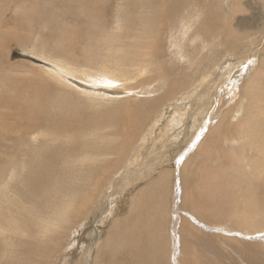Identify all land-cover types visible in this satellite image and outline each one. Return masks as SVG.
Wrapping results in <instances>:
<instances>
[{"label": "rangeland", "instance_id": "obj_1", "mask_svg": "<svg viewBox=\"0 0 264 264\" xmlns=\"http://www.w3.org/2000/svg\"><path fill=\"white\" fill-rule=\"evenodd\" d=\"M45 1L46 3L48 2L47 5H41L38 8L39 11L43 13V19H41L42 21L40 22L41 24H39V26L36 25L32 31H23L22 34L17 28L19 22L17 20L19 19L18 13L28 9L24 4V0H0V12H2L0 13V41L2 39L0 42V51H2L0 52V60L4 59L0 63L2 65L3 62H6V65H0V137H2L3 134L13 135V132L10 129L15 125L14 123L19 124L21 120L22 122L27 120V116L25 115L27 107L31 105L33 100L38 99L37 96L41 84L37 81L47 77L48 79L45 78V80L48 81L47 83H51L55 92L54 90H50L49 93L45 92V95H48L50 98V103L46 104L45 108L49 111L52 110L54 112L52 114L54 115L58 113L56 116L59 117H57V121L52 123L48 131L40 129L39 131L43 130V132L39 133L45 134L46 132H49L53 136L57 134L56 136H58L59 139H62V142L65 144L62 145L63 147L57 144L61 147L58 148L56 145L54 147L57 149L50 152L52 155L50 162L53 164V168H56V171L54 170L55 174H53V176L51 175L53 178L48 176L39 182L38 185L40 186H37L36 189L39 190L40 188L41 191L34 189L33 191H35V194H32L33 191H29V193L24 188L20 192V196H22V200H28L34 196L36 206L33 208H35V212H40L45 205L47 211L45 216L47 220H51L54 209L60 207L61 204L72 203L69 212L73 213V211H76L79 213L80 221L77 223L74 222L75 224H69L59 235L57 233L52 234L53 237L49 238L42 246L39 245V242H43V238L39 236L32 237L34 240L31 242L29 239H23L20 235H17V237L10 239L11 241L13 240V244L11 242L8 243L12 244L15 247V250H24L29 254L32 264H39L40 260L45 261V264H76L80 259L82 264H91L93 261L87 262V256L90 258V256H94V253L97 251L104 253L102 254L105 256L106 261L111 258L115 264H264V242L259 241L260 239H264V230L247 235L246 237L251 236V239H256L252 242H243V240L239 239V241H235L232 237H227V235L223 233H226V229L222 231V229L215 228V231L211 233L198 225L196 219H194V216L197 213V216L202 218V222L223 223L226 224L227 227L234 229L238 226L235 225V222L233 221H238L244 218L241 217V215H243L247 218L245 224H247V222H256L260 224L257 228L264 227V208H261L264 207V200L261 199L262 195L260 194V200L257 201L250 190L254 183L259 187L260 184L264 182V148L258 150L256 153L254 149H252V151L250 150V146L247 144L249 142L248 139H245V142H241V144H245L244 148H241L240 145L236 147L237 144H232L230 142H228V144H223L221 138L218 137L214 139L215 142L213 149L207 150L205 148V146H207V144H205L206 141L200 147L201 141L210 127L209 123L213 122L219 115L220 111L224 110L227 103L232 100V92L236 89L235 84H239L243 81V87H245V83L253 70L252 68L257 67L258 65V62H255L253 66L252 61L249 64V60H246L245 58L247 56L246 54H250L252 50L255 49V46H257V42H255L258 39L257 36L253 34L246 38L245 35L240 36V32L233 26V24H238L237 21L240 18V15L247 14V11L241 13L237 10V12L234 13L231 9L232 4H235L233 0H201V2L204 3L203 9L198 12V20L196 19L197 22L195 21L194 23V29H191V32H188L187 34L185 33L186 36H190L191 38H186L183 33L185 32L186 27L183 23H186L190 19L192 7L189 8V5H191V0H188L190 2L180 0L166 8L167 10H171H169V12L172 15L168 12L167 17L165 18L166 20L168 19V21H165L162 26L163 30L160 33L161 36L159 35L158 38L159 45H157L155 49V57L160 59L157 63H161V66L157 67L155 63L149 61L143 64L146 67L145 71L152 70V72L148 74L149 76H154L161 72L164 74V78L159 77L153 82H150L149 85L143 84L135 88L130 85L133 83L125 85L118 84L113 86L114 88L111 87L112 90L114 89V94H112L111 97L114 100L119 99V101L112 100L110 101L111 105L110 102H104L101 108L105 110H100L101 112L99 111L98 113L103 114L107 119H109L110 116H114L117 120L121 119L122 124L124 123L122 127L121 123H119L121 131L125 132L119 134V142L127 145L125 151L126 155L124 154L121 158L117 159L115 165H113L111 161H109L110 163H107V160L106 164L108 165L105 164L106 166H103L102 168L99 166V169H97L100 163H95L92 169L97 170L93 178L89 176L87 171L83 170V176L88 179L83 180L81 183L77 181L81 180L80 178L75 180V178L70 179L67 177L69 170L72 169V167L64 168L67 157L72 154L71 152L73 151V148H76V151L74 152L77 153L84 151H90V153H93L101 143H98L95 140V147L93 143L90 142L93 138H96V134L90 132L91 130H88L91 128L77 130L75 127L72 128L70 121L68 122L69 124L66 123L68 121L67 119L59 120V118L67 117L69 114H67L65 109L61 110L59 107L55 106L53 100L56 99V95L67 96L69 100L67 97H65V99L70 101V104L73 106H79L86 113H89V111L94 112V110L91 109L89 102L86 101V96L81 93V91H91V85L82 80H75L72 78L75 84H72L74 88L72 87V89H70L66 86L63 87V85L60 86L61 84H58V82L54 81L45 73L47 69H50L47 59L49 57L53 58L54 53L59 52L55 46H52V44L53 42L57 43L59 40L58 34L60 30L64 29V25L66 24L73 25L74 21L77 22V18L81 13L78 11V6H75L73 2L74 0ZM252 2L253 0H241L240 4L243 8H246L245 5H253ZM111 3L112 8L108 7L107 9V12H109L107 13L108 19L110 20L111 18V24H113L112 16H114V19L116 18L115 23L120 20L122 24H125L128 32L133 31L132 28L137 24V8H135L134 5H129L130 1L122 2V0H111ZM122 3L127 4V6H123L119 10L116 9V7ZM229 3H231V6ZM17 6L18 12L13 13L14 8ZM115 10H117L115 13L116 15H111L113 14L112 11L115 12ZM172 10H175V12ZM128 15H131V17H128ZM176 15L181 17L183 23L176 18ZM229 15L235 17H233L234 19H232L230 23L231 27L228 36L232 41H235L234 46L237 44V47L232 49L234 53L226 55V46L221 43V40L226 37V33L223 32L219 26H225L227 22L225 19H227L226 17H229ZM170 20L171 22H169ZM16 21L17 23H15ZM239 25L241 26V24ZM82 26L79 25V33L77 32L79 40L76 42V48H78L76 51L78 53L77 56L82 52L84 57L80 60L82 55H79L77 59L84 64L87 60L84 61L87 54L85 51L88 52L91 46H98L99 56L100 54L103 56L106 49H104V41L97 36L92 37L93 33L91 34L86 28L89 26L88 24ZM183 27L184 29H182ZM35 31L37 32L35 33ZM172 32L174 34H172ZM180 33L182 34L180 35ZM176 34L178 35L176 36ZM15 35L24 36L25 39L33 41V43L36 44L35 47L32 46V48H27L15 43L13 41L15 40ZM3 36L5 37L2 38ZM49 36L51 37L48 38ZM241 37H244V44H241V42H243L240 40ZM9 38L10 41H8ZM84 38H86V40H84ZM132 38L133 36L129 39ZM179 38L182 41H187L188 39V42H190H182ZM43 40H45V43L43 44L44 49L41 50L37 44L41 41L44 42ZM177 40H179V42ZM236 40H240V42H237ZM62 41L63 40L59 42ZM89 41L93 43H90ZM172 41L175 42V47H171ZM46 42L48 43L47 46ZM201 43L202 45H200ZM7 44L8 46H6ZM86 47H88V49L84 50ZM182 52H184L183 58H180L179 56ZM262 52L263 49L261 50V53ZM239 62L240 64H238ZM244 64H248V70L244 67ZM16 67L19 69L17 70ZM20 67L21 69L27 68V71L26 69L22 71ZM44 69L46 70L44 71ZM228 70H232V73ZM31 71H33V74ZM37 73L40 74L36 75ZM13 75L14 77L12 78ZM25 75L27 77L29 75L30 78H26L28 81L23 80V78L26 77ZM15 77H18L17 82ZM141 77L142 76H139V78ZM19 78L21 81H19ZM32 78L33 80H31ZM23 81L24 84L22 83ZM158 81H160V83H157ZM232 83L234 84V87L231 86ZM22 85L26 86L23 87ZM128 86L134 88V91H129V89L126 88ZM58 88L60 89L58 90ZM77 89L79 90V94L78 91H75ZM71 90H74L75 92L73 91L72 93ZM74 93H76V95H74ZM257 93L258 96L255 98L256 101L253 103H260V106H264V75L259 79ZM219 94L221 97L218 96ZM15 99H18L19 101ZM60 99L61 98H58V101L62 102ZM23 102L27 105L26 107ZM70 104H67L69 110H71ZM54 106V109L56 110L52 109ZM143 107L144 109H142ZM125 111L127 113H125ZM217 111L219 112L217 113ZM141 112L144 116L140 114ZM212 113L216 114L211 115ZM259 113V117L264 116V109H262V111L260 110ZM17 119L20 121L18 122ZM253 120H255V117H253ZM48 122L50 124V120L47 122L45 121L43 126L47 124V127H49ZM58 123H60V125H58ZM251 124L249 125L251 130H257L256 134L261 132L262 127H260L261 125L258 122H251ZM87 131H89V134ZM101 131L106 133V129L105 131ZM85 135L89 136L85 137ZM81 139L84 140L82 141ZM88 139L90 141H88ZM82 142L83 144H81ZM40 143L41 142L39 141V144ZM0 144L2 145L1 141ZM115 146L116 145H114V147ZM23 147L24 145H20L19 149H24ZM262 147L263 146L260 148ZM232 149H235V152L233 151V153H230ZM262 150L263 152L260 153ZM12 159L13 156L3 163V169L13 166L10 162ZM179 159L186 167L185 175L179 176L178 174L177 161ZM204 168H207L208 172L209 169L213 172H209L205 175ZM62 173H64L63 177L65 175V179L69 178V180L66 179L69 184H67L63 177L62 178L65 181L62 182V178L59 179L62 176ZM162 176H164V182L169 185L163 184L161 186L163 189H160V184H158V188H155L156 190L152 188V190H149V188L148 193L144 196V202L140 201L142 206L139 204L140 206H137L132 210L131 203L135 195L139 194L140 190L144 187H148L151 182H156V179L158 181ZM103 177L108 181L103 183ZM178 177L180 179H178ZM55 178H57L56 181H60L56 182L54 180ZM165 178L170 181L167 182ZM89 179L91 182L88 181ZM50 180H54V182L52 181L54 185L50 184ZM176 181L177 183H180V181L182 182L181 185H178L177 192V194L181 192V201L177 204H179V214L182 217V221L178 227H175V229L177 228L176 234L178 236L177 245L179 251L176 250V252H174L175 247L173 245L171 234H173L172 227L174 225V223L172 224V219L173 214L175 213L173 210L175 204L174 201H176L174 195V192L177 191ZM60 183L62 185L65 184L62 187H68V190L65 188L63 189ZM114 183H116L113 185L114 187L112 185L109 186V184ZM79 185H81V189L79 188ZM41 187L45 188L41 189ZM71 188H77L75 190L76 194L73 189V191L71 190V193L69 192V189ZM106 188H108V191L110 192H106ZM118 190L121 191L119 192ZM72 193L75 194V197L72 196ZM77 194H80L79 197ZM104 194L105 197L101 199ZM28 195H31V197L28 198ZM86 196L89 201L86 199ZM99 200L102 202H99ZM37 201L39 203L38 205ZM47 208L51 210H48ZM50 212H52V214ZM150 214L151 217L149 216ZM152 216L153 219H151ZM198 219L200 220V218ZM154 220L156 221L155 223ZM114 221L119 222L118 225L120 227L121 224V228L111 229L115 224ZM26 222H28V219ZM180 226H182L183 229H181ZM197 226H199V229ZM249 229L254 230L251 227H249ZM111 230L112 233H110V238L112 240L109 238L111 243L108 245L105 242H107L108 239L107 232H110ZM63 235L65 236V239ZM57 238H59L61 242V247L55 249L52 242H57ZM8 240L9 238L5 240V242ZM24 240H27V242ZM130 242L136 243L131 245ZM98 244L100 245L102 252L97 248ZM129 245L131 246L129 247ZM111 246H116L114 247L116 251L111 250ZM229 247L233 250L229 249ZM41 249L43 250V255L40 257L39 254L41 253L39 252ZM52 250L54 251L52 252ZM173 252L175 253L174 255ZM49 253H51L52 256H50ZM7 254V256H2L4 258L1 259L2 261H0V264H8V260H10L12 253L10 254V252H8Z\"/></svg>", "mask_w": 264, "mask_h": 264}, {"label": "bare ground", "instance_id": "obj_2", "mask_svg": "<svg viewBox=\"0 0 264 264\" xmlns=\"http://www.w3.org/2000/svg\"><path fill=\"white\" fill-rule=\"evenodd\" d=\"M124 1H127V2L130 1L129 5H134V7L137 8V14H136L137 24L134 28H132L133 31H130V32H128V30H126L125 24H122L120 20L117 23H115L116 18L114 19V16H112L113 24H111V18H110V20L108 19L107 13H109V12H107V9H108V7L112 8L111 0H74L73 2L75 4V6H78V11L81 14L77 18V22L74 21L73 25L72 24H66V25H64L65 28L60 30V32L58 34L59 40L57 41V43L53 42V44H52V46H55L59 52L54 53L53 58L49 57L48 58L49 60L47 59L50 69H47V70L44 69V71L46 70L45 73L50 78H52L54 81L58 82V84H61L60 86L63 85V87L66 86V87H69L70 89H72V87H73L72 84L73 85L75 84L74 81L72 80V78H74L75 80L76 79L82 80L83 82H87L88 84L91 85V86L88 85V86H90V89H92L91 91H83V92L81 90L80 91H81V93H83V95L86 96L85 99L87 102H89V105H90L91 109L94 110V112L89 111V113H86L79 106H77V105L73 106L72 104H70V101H68L69 98L67 96H65L68 98V100L65 99V97L61 93L60 94L63 97L56 95V97H55L56 99L53 100L55 103V106L59 107L61 110L65 109L67 111V114H69L67 117L65 116V117L59 118V120L60 119H63V120L67 119L68 121L66 123H68L70 121L72 128L75 127V128H77V130L83 129V128H91L88 130L89 131L91 130L90 132L95 133L96 138H93L91 141L88 139V141L93 143L94 146H95V140L98 143L99 142L101 143V145L98 146L93 153H90V151L89 152L84 151V152L77 153V152H74V151H76V148H73L72 149L73 151L71 152L72 154L68 155L67 161L64 164V166H65L64 168H71L72 167V169L69 170V172L67 171L68 172L67 177H69L70 179L75 178V180L77 178H80L81 180H77V181L81 182V183L83 180L88 179V178L86 179V177L83 176V173H84L83 170L87 171L89 176L91 178H93L95 173H96V170L99 169V166L102 168L103 166L108 165V164H106L107 160H108L107 163L109 161H111L112 164L115 165V162L117 159L121 158L124 154L126 155L125 151H126L127 145H125L122 142H119L120 141V135L119 134L122 132L121 128H119V123H121V127L124 125V123L122 124L121 119L117 120L114 116H110L109 119H107V117H105L103 114L98 113V112L100 110H105V109L101 108V106H103L104 102L109 103L110 101L114 100L111 97L112 94H114V91H113L114 89L112 90L111 87L116 86L118 84L119 85H125V84H129V83H133L130 85L135 88V87H138L139 85L141 86L143 84L149 85L150 82H153L154 80L158 79L159 77H163L164 74L161 72L157 73L154 76H149L148 74L151 73L152 70L151 71H145L146 67L143 64L147 63L149 61V62L155 63V65L157 67L161 66V63H157L160 59H157V57H155V53H156L155 49H156L157 45H159L158 44V41H159L158 38H159L160 33L163 30L162 26L164 25L165 21H168V19L166 20L165 18L167 17V14H168L170 9L167 10L166 8L172 4H175L176 2H179L180 0H122V2H124ZM240 1L241 0H233V2L235 4H232V6H231V3H229L231 6V9L233 10L234 13H236L238 10L241 13L247 11V14H245V15L241 14L240 18L237 21L238 24H233V26L235 28H237V30L240 32V34H241L240 36L245 35V38L251 36V34L257 36L258 39H257V41H255V42H257L256 43L257 46L254 45L255 49L252 50V52L250 53L252 55L246 54L247 56L245 58H246V60L252 61L253 66H254L255 62H258V65H257V67L252 68L253 70L250 73V76L245 83V87H243L244 86L243 81L240 82L239 84H235L236 89L232 92L233 95L231 94L232 100L228 99L231 101H229L227 103V106L225 107L224 110L220 111L219 115L217 114L218 116L216 117V119H214L213 122L209 123L210 117L207 115L209 117L208 123H209L210 127H209L208 131L206 132L205 137L201 141L200 147L206 141L205 144H207V146L204 145L205 148L207 150L213 149L214 148V142H215L214 139L218 137V138H221L223 144H226V143L228 144V142H230L232 144L233 143L237 144L236 147H238L240 145L241 148H244L245 144H241V142L242 141L245 142L244 140L248 139L249 142L247 144H248V146H250V150L252 151V149H254L257 153L258 150H261L264 148V116L259 117V114L261 113V112L259 113V111L260 110L262 111V109H264V106H260L261 105L260 103H257V104L253 103L254 101H256L255 98L258 96L257 86H258L259 79H261V77L264 75L263 74L264 73V0H253V2H252L253 5L247 4V5H245L246 8L242 7V5L240 4ZM185 2H190V1L185 0ZM47 3L45 0H24V4L28 7V9L23 10V12H21V13H18L19 19L17 21H19V22H18L17 28H18L19 32H21L23 34V31L24 32L29 31V30L32 31L36 27V25L39 26V24H41L40 22L42 21L41 19H43V13H41L38 8L41 5L42 6L47 5ZM190 3H191V5H189V8L192 7V10H191V15H190L189 21H187L186 23H183V20L181 19V17L176 15V18L179 19L184 24V26L186 27L185 32H183L185 36L188 32H191V29H194V23H195L196 19L198 20V18H197L198 12H200L204 6V3H202L201 0H191ZM123 6H127V4L122 3L121 5L116 7V9L119 10ZM175 8H176V6H175ZM116 11L117 10H115V12L112 11L113 14H111V15H114L116 13ZM172 11L175 12V10H172ZM16 12H18V6L14 8L13 13H16ZM0 13H2V12H0ZM128 17H131V15H128ZM233 17H235V16H233ZM233 17H231L230 15H229V17L227 16L226 17L227 19H225V21H227L225 26L224 25L219 26V27H221V30L226 33V37L221 40L222 41L221 43H223L226 46V49H225L226 55L234 53L232 51V49L234 47H237V44H236V46H234L235 41H232L228 36V32L230 31V27H231L230 23H231L232 19H234ZM23 20H24V22H23ZM17 21L15 23H17ZM169 22H171V20ZM81 24L82 25L88 24L89 26H87L86 28L88 29V31L91 34L93 33L92 37L97 36V37H99V39L104 41L105 42L104 49H106L104 55L101 56V54H100V56H99L98 46H91L88 52L85 51L87 54H86L84 61L86 59L87 60H86V63H84V64H82V62L77 59V57L79 55H82L80 60L82 59V57H84L82 52H81V54H79L77 56L78 53L76 51L78 49V48H76V42L79 40L78 39V33H79V28H80L79 25L82 26ZM239 24H241L242 27ZM0 27H1V25H0ZM82 27H84V26H82ZM182 29H184V27ZM115 31H117V32H115ZM11 32H13V31H11ZM36 32L37 31H35V33ZM173 32H174V30H173ZM173 32H172V34H174ZM84 33H86V32H84ZM90 33H88V34L91 35ZM181 34L182 33H180V35ZM189 34H191V33H189ZM177 35L178 34H176V36ZM184 35H183V38H184ZM132 36H133V38L129 39ZM4 37L5 36H3L2 38H4ZM14 37H15V40H13V41L15 43H18L22 47L32 48V46L35 47V45H36L35 43H33V41H31L29 39H25L24 36L15 35ZM50 37L51 36H49L48 38H50ZM83 37H85V36H83ZM83 37H81V38H83ZM187 37H190V36H186V38ZM12 38H11V40H12ZM6 39H8V38H6ZM3 40H5V39H3ZM45 40H43L44 42L41 41L39 44H37L41 48V50L44 49L43 44L45 43ZM61 40H63V41L59 42ZM84 40H86V38H84ZM98 40H97V42H98ZM240 40L243 41V42H241V44L245 43L244 37H241ZM240 40H236V41L240 42ZM1 41H2V39H1ZM8 41H10V38ZM174 41H172L171 47H175ZM177 41L179 42V40H177ZM180 41H182V40L180 39ZM89 42L93 43L91 41H89ZM184 42H188V39H187V41H184ZM47 44L48 43L46 42V46H47ZM200 45H202V43ZM6 46H8V44ZM9 46H10V43H9ZM184 46H186V45H184ZM86 49H88V47H86L84 50H86ZM262 49H263V52L261 53ZM0 52H2V51H0ZM183 53L184 52H182L180 54V56H179L180 58H183ZM3 60H0V62H2ZM5 63L3 62L2 65L0 63V65L1 66H3V64L6 65ZM238 64H240V62ZM9 67H10V65H9ZM16 68H17V70L19 69L18 67H16ZM5 69H6V66H5ZM20 69H21V67H20ZM25 69L27 71V68H24V69L22 68L21 70L23 71ZM247 70H248V68H247ZM228 71H231V73H232V70H228ZM36 72H38V71H36ZM31 73L33 74V71H31ZM38 74H40V73H37L36 75H38ZM4 75H5V73H4ZM39 76L42 77L43 74H42V76L41 75H39ZM139 76H142V77L139 78ZM13 77H14V75L12 76V78ZM18 77H15L16 82H17ZM44 77H45V75H44ZM20 78H22V77H20ZM26 78H30L29 75H28V77L27 76L24 77L23 80H27ZM45 78L48 79L47 77H45ZM45 78L40 80V81H37L38 83L41 84L40 91H39V94L37 96L38 99L33 100L31 105L29 104L30 106L27 107L26 112H25V115L27 116V120L25 122H22V120H21V122L19 124L14 123L15 125H13V126L11 125L12 128L9 127V128H11L10 130L13 132V135H4L3 134L2 137H0V141L2 142V145L0 144V261H2L1 260L2 258H4L2 256H7L8 255L7 253L10 252V254L12 253V255L10 257V260H8L9 261L8 264H32V261H30V255L29 254H27L24 250H19V251L15 250V247L12 245L13 240L12 241L10 240L13 237H17V235L18 236L20 235L21 238L29 239L32 242L34 240V238H32V237L39 236V237L43 238V242H39V245L42 246L45 244V242H47V240L49 238L53 237L52 234L57 233L59 235V234H61V231L66 229L65 227H67L69 224L71 225L74 222L77 223L78 221H80L79 213H77L76 211H73V213L69 212V209H70V206L72 205V203L61 204L60 207L54 209L53 215L51 216V220H47L46 216H45L46 215L45 213L47 212L45 205L41 209L40 212H35V208H33L34 206H36L34 196H32V198L28 199V200H22V198H21L22 196H20V192L24 188L27 192H29V191L31 192L34 189L38 190L36 188H37V186H40L38 184L41 180L45 179V177L47 178L48 176L50 177L51 175L53 176V174H55L54 172L56 171V168L54 169L52 166L53 164L50 162L52 159V155L50 154V152L57 149L54 147L57 144H59L61 146L63 144H65L64 142H62V139H59L58 136H56L57 134L55 136H53L49 132H46L45 134L39 133V132H43V130L39 131L40 129H45L46 131H48V129L51 127L52 123L57 121V117H59V116H56V115H58V113L54 115V114H52V113H54L52 110L49 111V110H47V108H45V105L50 103V101H49L50 98L48 97V95H45V92L49 93L50 90H54L53 86H51V83L50 84L47 83L48 81L45 80ZM36 79H37V76H36ZM31 80H33V78ZM53 80H51V81H53ZM19 81H21V79ZM160 81H162V80H160ZM160 81H158L157 83H160ZM147 82H149V83H147ZM22 83L24 84V81ZM201 84H203V83H201ZM22 86L25 87L26 85L25 86L22 85ZM60 86H58V87H60ZM198 86H199V84H198ZM231 86L234 87V84L232 83ZM18 87H16V88H18ZM23 87H22V89H23ZM63 87H61V88H63ZM82 87H84V86H82ZM132 87L128 86L126 88L129 89V91H132V90L134 91V88H132ZM55 89H56V87H55ZM59 89L60 88H58V90ZM68 89H66V90H68ZM169 89H172V88H169ZM4 90H5V88H4ZM56 91H57V89H56ZM73 91H72V93H73ZM75 91H78V94H79L78 89ZM54 92H55V90H54ZM64 92H66V91H64ZM97 92H98V94H97ZM22 93H23V91H22ZM31 94H32V92H31ZM56 94H59V93H56ZM74 95H76V93H74ZM105 95H106V97H105ZM218 96L221 97L220 94ZM14 97H17V96H14ZM72 97H74V96H72ZM58 98H61L60 100L62 102L58 101ZM12 99H13V97H12ZM18 99H20V98H18ZM18 99H15V100L19 101ZM115 100L119 101V99H115ZM216 100H214V101H216ZM124 102H125V100H124ZM226 102H225V104H226ZM11 104H13V103H11ZM67 104H70L71 110H69V106ZM110 105H111V102H110ZM26 106L27 105L25 104V107ZM55 106L52 108L53 110H56V109H54ZM131 106H133V105H131ZM148 107H150V106H148ZM130 108H132V107H130ZM195 108H196V106H195ZM121 109H122V107H121ZM136 109H137V107H136ZM142 109H144V107ZM218 112L219 111H217V113ZM125 113H127V112L125 111ZM128 114H129V112H128ZM140 114L143 115L142 112ZM213 114L214 113H212L211 115H213ZM21 116H22V114H21ZM43 117H45L46 119ZM253 117H255L256 121L253 120ZM18 119H17V121L19 122L20 120H18ZM49 120H50V124L48 122L49 127H47L48 126L47 124L45 126H43V123L45 121L47 122ZM17 121H15V122H17ZM1 122H2V120H1ZM8 122H10V121H8ZM251 122L252 123L258 122L261 125L260 127H262V128H261L260 133L256 134L257 130L253 131L250 129L249 125L251 124ZM1 124H3V123H1ZM58 125H60V123H58ZM138 128H139V126H138ZM105 129H106V133L101 131V130L105 131ZM73 130H75V129H73ZM68 131H70V130H68ZM89 131H87L88 134H89ZM65 133H68V132H65ZM122 133H125V132H122ZM60 134H62V133H60ZM88 136L85 135V137H88ZM39 141L41 142L40 144H39ZM78 142H79V140H78ZM81 144H83V142ZM20 145H24V147H23L24 149H19ZM114 145H116V146L114 147ZM61 146H58V148ZM259 146L260 147L263 146V147L260 148ZM241 148H239V149H241ZM82 149H84V148H82ZM82 149H80V150H82ZM233 151L235 152V149H232L230 151V153L231 152L233 153ZM262 152H263V150L260 151V153H262ZM11 156H13V159L10 162L13 166L12 167H6V165H5L6 168L3 169V167H4L3 163L8 161L11 158ZM124 158H127V157H124ZM206 160H207V158H206ZM55 163H57V162H55ZM59 163H60V161H59ZM95 163H100V165H98V168L94 170V169H92V167ZM177 164H178L179 176L185 175L186 167L183 165V163L181 162L180 159L177 161ZM110 169H112V168H110ZM113 169H114V166H113ZM209 172L212 173L213 171L211 169H209ZM209 172H208L207 168H204L205 175L208 174ZM63 174L64 173H62V176L60 174L61 177L60 178L57 177V178L61 179L63 177ZM169 175H171V174H169ZM164 176L160 177V179L158 181L156 179V182H153V183L151 182V184L148 187H144L142 190H140L139 194L135 195V197L131 203V209L132 210H134L137 206L141 205L140 201L144 200V196L146 195V193H148L149 188H150L149 190H152V189L158 188V184H160V187L163 184H168V183L164 182ZM64 177H65V175H64ZM57 178H55L54 180L56 181ZM63 178H62V182L65 181L66 179L69 180V178H66V179L64 178L65 180H63ZM178 179H180V178L178 177ZM54 180H50L51 185H54L53 184ZM67 180H66V182H67ZM58 181H60V180H58ZM58 181H56V182H58ZM88 181L91 182L90 179ZM107 181L108 180L105 177H103V183H105ZM168 181H170V180H167V182ZM46 184H47V182H46ZM55 184H57V183H55ZM65 184H63V185H65ZM67 184H69V183L67 182ZM78 184H80V183H78ZM115 184L116 183L109 184V186H111V185L113 186ZM181 184H182L181 181H180V183L179 182L177 183V181H176V190L177 191L174 192L176 201H174L175 204H174V210L173 211H175V213L173 214V219H172L173 220L172 224L174 223V225L172 227L173 234H171L172 238H173V245L175 247L174 252H176V250L179 251V247L177 245L178 236L176 234L177 228L175 229V227L176 226L178 227L182 221V217L179 214L180 213L179 212V204H177L178 202L180 203V201H181V192L179 194H177L178 185H181ZM60 185H61V187L63 186L61 183H60ZM254 185H255V183H254ZM254 185H252V188L250 189L252 195L257 199V201H259L260 200L259 197L261 194L262 195L261 199L264 200V182L262 184H260L259 187H257L256 185L254 186ZM70 186H72V185H70ZM43 188H45V187H43ZM43 188L41 187V189H43ZM62 188L67 189L68 187L66 188L64 186ZM79 188L81 189V185H79ZM184 188H185V185H184ZM54 189H56V188H54ZM72 189L75 192V190L77 188L76 189H74V188L69 189L70 193H71ZM106 189H107L106 190V192H107L108 188H106ZM160 189H163V187H161ZM25 190H24V192H25ZM39 190H40V188H39ZM34 192L35 191H33L32 194H35ZM46 192H48V191H46ZM108 192H110V191H108ZM25 194H26V192H25ZM75 194H76V192H75ZM75 194H73L72 196H74ZM79 195H78V197H79ZM27 197L30 198L31 195H28ZM104 197H105V194L101 197V199H103ZM86 199H88L87 196H86ZM263 200H261V201H263ZM88 201H89V199H88ZM261 201H260V203H261ZM99 202H102V201L99 200ZM38 204L39 203L37 201V205ZM145 207H147V206H145ZM261 208H264V207H261ZM47 209L51 210L49 208H47ZM148 212H150V211H148ZM50 213L52 214V212H50ZM109 213H111V212H109ZM112 213H113V211H112ZM149 216L151 217V214ZM194 217H195L194 219H196V221H197V224L200 225L201 227H203L206 231H210L212 233L215 231V228L222 229V231L224 229H226V233L225 232H223V233L225 235H227V237H232V239L235 241L243 240V242H245V241L246 242L247 241L252 242L256 239H251L250 238L251 236H249V237H246V236L264 230V227L263 228H257L258 225H260V224H258L256 222H249V223L247 222V224H245L247 218L243 215H241V217H244V218H242L238 221H233V222H235V225L238 226V227L234 228L236 230V232L234 229L227 227L226 224H223V223H212V222L209 223L206 221L202 222L201 221L202 218L200 216H197V213ZM141 218H142V216H141ZM198 218H200V220ZM27 219H28V222H26ZM151 219H153V216ZM116 220H118V219H116ZM155 222L156 221L154 220V223ZM83 223H84V221H83ZM114 223L115 224L111 229L121 228V224H120V227L118 225L119 222L114 221ZM130 224H129V226H130ZM249 227H251L254 230H250ZM180 228L183 229L182 226H180ZM197 228L199 229V226H197ZM216 231H218V230H216ZM67 232H68V230H67ZM107 233L106 234H107V237L109 239L111 237L110 233H112V230L110 232L108 231ZM33 234H35V235H33ZM231 234H233L234 236ZM8 238H9V240L7 242H5V240H7ZM64 239H65V236H64ZM108 239H107V242H105V243L110 245V243H111L110 241L112 239L110 238L111 240L109 239V241H108ZM258 239H260V238H258ZM24 241L27 242V240H24ZM259 241L264 242V239H260ZM8 242H11L12 244H10ZM51 242H52V240H51ZM52 243H53V246L55 247V249L61 247V242H60L59 238H57V242H52ZM134 243H136V242H134ZM134 243L130 242L131 245H133ZM17 244H18V241H17ZM131 245H129V247ZM30 246H32V245H30ZM114 247H116V246H114ZM114 247L111 246V250L116 251V249ZM126 247H127V244H126ZM97 248L102 252L99 244L97 245ZM236 248H237V246H236ZM229 249H231V248L229 247ZM244 249H245V247H244ZM25 250H27V249H25ZM109 250H110V247H109ZM231 250H233V249H231ZM1 251H2V253H1ZM53 251L54 250H52V252ZM174 252H173V255L175 254ZM39 253H41V254H39L41 257L43 255V250L41 249ZM102 253L97 251L94 253V256H90V258H89V256H87V262L93 261V262H91V264H115L111 258H110V260L106 261L105 256L103 255L104 253L103 254ZM49 254H50V256H52L51 253H49ZM50 259H51V257H50ZM48 262H50V261H48ZM45 263L46 262L43 260L39 261V264H45ZM76 264H82L81 259ZM122 264H124V263H122Z\"/></svg>", "mask_w": 264, "mask_h": 264}, {"label": "snow or ice", "instance_id": "obj_3", "mask_svg": "<svg viewBox=\"0 0 264 264\" xmlns=\"http://www.w3.org/2000/svg\"><path fill=\"white\" fill-rule=\"evenodd\" d=\"M250 63H251V61H249V64H250ZM244 67H245V68H247V67H248V65L246 64V65H244Z\"/></svg>", "mask_w": 264, "mask_h": 264}]
</instances>
